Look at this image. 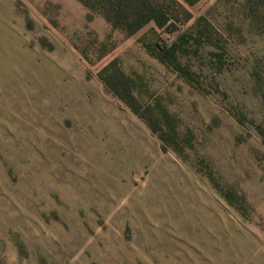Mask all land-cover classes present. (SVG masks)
<instances>
[{
	"label": "rangeland",
	"instance_id": "1",
	"mask_svg": "<svg viewBox=\"0 0 264 264\" xmlns=\"http://www.w3.org/2000/svg\"><path fill=\"white\" fill-rule=\"evenodd\" d=\"M165 4L0 0V264H264V0Z\"/></svg>",
	"mask_w": 264,
	"mask_h": 264
},
{
	"label": "trees",
	"instance_id": "2",
	"mask_svg": "<svg viewBox=\"0 0 264 264\" xmlns=\"http://www.w3.org/2000/svg\"><path fill=\"white\" fill-rule=\"evenodd\" d=\"M85 7L90 10L99 9L100 12H107L106 19L112 24L113 27L126 28L130 32H135L137 29L145 25L150 20H155L157 25L169 26L173 23H169L171 20L166 8L167 0H80ZM189 4H195L199 0H183ZM252 0H247L250 3ZM180 3V2H179ZM190 16V13H189ZM169 23V24H168ZM186 35H181L177 41L172 45H163L161 56L169 59L171 54L178 53L182 50L181 41L185 38ZM113 75L114 79L112 81H106L109 87L120 97L124 98L120 89L122 84L127 86L126 78L129 80V77L123 72H118ZM125 101L130 105V107L144 118L147 123L150 125L153 131L158 132L154 122L142 115L139 109L136 107L137 103L134 101V97L125 98ZM160 138L166 144L167 138L165 134L160 133Z\"/></svg>",
	"mask_w": 264,
	"mask_h": 264
}]
</instances>
